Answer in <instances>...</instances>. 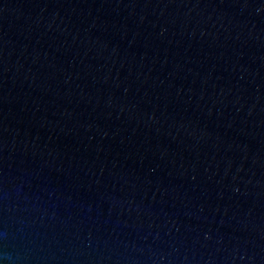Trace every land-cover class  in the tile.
<instances>
[{
    "label": "water",
    "instance_id": "obj_1",
    "mask_svg": "<svg viewBox=\"0 0 264 264\" xmlns=\"http://www.w3.org/2000/svg\"><path fill=\"white\" fill-rule=\"evenodd\" d=\"M0 264H264V0H0Z\"/></svg>",
    "mask_w": 264,
    "mask_h": 264
}]
</instances>
